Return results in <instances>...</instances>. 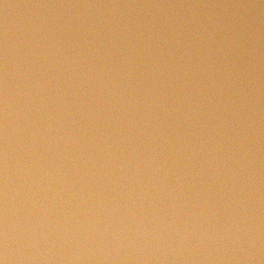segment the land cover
Segmentation results:
<instances>
[{
  "label": "water",
  "instance_id": "1",
  "mask_svg": "<svg viewBox=\"0 0 264 264\" xmlns=\"http://www.w3.org/2000/svg\"><path fill=\"white\" fill-rule=\"evenodd\" d=\"M0 264H264V0H0Z\"/></svg>",
  "mask_w": 264,
  "mask_h": 264
}]
</instances>
